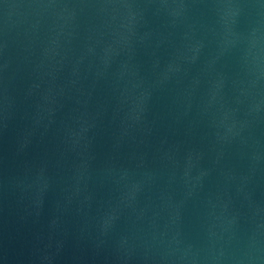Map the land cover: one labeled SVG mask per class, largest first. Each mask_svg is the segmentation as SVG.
<instances>
[{
    "label": "water",
    "instance_id": "water-1",
    "mask_svg": "<svg viewBox=\"0 0 264 264\" xmlns=\"http://www.w3.org/2000/svg\"><path fill=\"white\" fill-rule=\"evenodd\" d=\"M0 264H264V0H0Z\"/></svg>",
    "mask_w": 264,
    "mask_h": 264
}]
</instances>
